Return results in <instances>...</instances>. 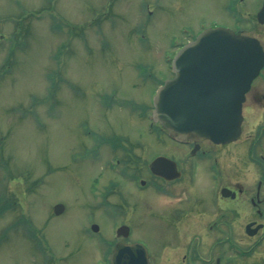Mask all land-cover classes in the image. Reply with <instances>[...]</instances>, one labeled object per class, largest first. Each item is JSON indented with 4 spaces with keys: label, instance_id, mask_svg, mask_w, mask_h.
<instances>
[{
    "label": "rangeland",
    "instance_id": "374dc122",
    "mask_svg": "<svg viewBox=\"0 0 264 264\" xmlns=\"http://www.w3.org/2000/svg\"><path fill=\"white\" fill-rule=\"evenodd\" d=\"M260 2L0 0V264H50L36 229L51 264H90L95 238L114 223L133 224V236L151 243L160 222L150 191L137 201L109 160L122 158V146H139L142 159L160 149L144 113L191 38L177 29L230 25L232 11ZM92 223L98 235L85 233Z\"/></svg>",
    "mask_w": 264,
    "mask_h": 264
},
{
    "label": "flooded vegetation",
    "instance_id": "af4514ba",
    "mask_svg": "<svg viewBox=\"0 0 264 264\" xmlns=\"http://www.w3.org/2000/svg\"><path fill=\"white\" fill-rule=\"evenodd\" d=\"M263 5L261 0L255 12L232 11V24L221 26L256 38L264 51V21L258 18ZM260 18L264 20V13ZM216 21L177 30L194 37L204 28L217 27ZM241 113L239 134L227 143L176 141L150 124L152 135L161 139L151 158L142 159L135 144L120 147L122 158L108 168L120 165L116 175L124 176L141 194L137 201L150 191L145 197L149 195V210L160 224H152L149 244L146 238L133 236V224L114 223L110 236L95 238L98 253L90 264H264V61L245 94ZM158 156L167 160L150 168ZM94 225L89 224L85 233L98 235ZM34 233L41 235L39 250L51 264L41 231ZM116 245L122 251L115 258Z\"/></svg>",
    "mask_w": 264,
    "mask_h": 264
},
{
    "label": "water",
    "instance_id": "95a60500",
    "mask_svg": "<svg viewBox=\"0 0 264 264\" xmlns=\"http://www.w3.org/2000/svg\"><path fill=\"white\" fill-rule=\"evenodd\" d=\"M264 13V5L258 18ZM257 39L232 30L207 28L184 44L170 64L166 79L152 100V118L177 140L227 143L235 139L242 120L241 105L251 81L263 65ZM167 160L155 157L149 167ZM55 214L63 210L54 206ZM96 229V227H95ZM122 251L116 246L113 256Z\"/></svg>",
    "mask_w": 264,
    "mask_h": 264
}]
</instances>
